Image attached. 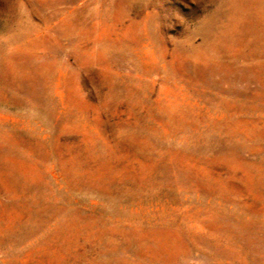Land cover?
<instances>
[{
	"label": "rangeland",
	"instance_id": "obj_1",
	"mask_svg": "<svg viewBox=\"0 0 264 264\" xmlns=\"http://www.w3.org/2000/svg\"><path fill=\"white\" fill-rule=\"evenodd\" d=\"M0 264H264V0H0Z\"/></svg>",
	"mask_w": 264,
	"mask_h": 264
}]
</instances>
